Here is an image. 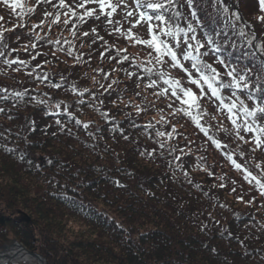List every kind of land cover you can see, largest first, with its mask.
<instances>
[{
	"label": "trees",
	"instance_id": "16d2710c",
	"mask_svg": "<svg viewBox=\"0 0 264 264\" xmlns=\"http://www.w3.org/2000/svg\"><path fill=\"white\" fill-rule=\"evenodd\" d=\"M254 1L258 8L260 0ZM13 2L0 0V89H7L0 91V215L4 204L16 203L46 222L40 234L23 230L15 237L48 264H264V196L226 159L232 154L264 180V147L253 151L250 133L241 132L248 143L238 140L214 98L201 101L209 113L202 123L222 143L220 149L175 112L179 104L170 93L156 95L160 66L148 63L150 50L114 31L131 27L134 18L126 20L123 10L112 17L118 25L105 16L85 17L83 23L72 17L65 25L67 9L59 0H20L18 8ZM65 3L78 14L84 11L74 0ZM180 3V25L192 23L200 39L210 37L219 46L205 60L213 63L219 55L247 70L252 87L239 93L241 99L249 107L254 101L264 104L259 87L264 85V27L252 19L251 8L245 9L248 0H194L192 9L186 0ZM58 11L60 22L52 24ZM133 31L148 38L147 25ZM121 49L127 51L118 55ZM125 55L129 59L119 63ZM163 70L183 78L166 65ZM153 79L157 86L147 87ZM184 84L189 86L186 78ZM221 125L227 131H218ZM158 131L172 132V138L157 136ZM10 232L0 231V246L11 241Z\"/></svg>",
	"mask_w": 264,
	"mask_h": 264
},
{
	"label": "snow or ice",
	"instance_id": "6c2138e0",
	"mask_svg": "<svg viewBox=\"0 0 264 264\" xmlns=\"http://www.w3.org/2000/svg\"><path fill=\"white\" fill-rule=\"evenodd\" d=\"M40 0H37L39 3ZM44 2L51 3V0H44ZM135 5L133 10H129V5L125 3V0H79L76 3V7L83 9L82 14H78L73 7L65 3V0H59V7L61 9H67L63 13L65 19L63 23L65 25L69 24V20L72 17H76L77 21L80 23L85 22V17H93L99 19L100 16H105L107 18V23L109 24H119V21H114L112 17L117 12L118 9L124 10V18H134V20L129 21L131 27L127 30L126 33L122 32L121 27H115L114 31L121 33L126 40H129L133 44H142L150 51L148 56L152 59L148 60L149 64H153L154 67L160 66L156 71L158 79L162 82L161 91L155 93L158 96H163L170 93V98H174L178 102L179 107L175 109V112H180L184 116L188 117L191 122L197 127L205 136L211 141V143L217 148L222 147V143L217 140L215 137L209 135V129L202 123V120L205 116H208L209 113L202 107L201 101L204 99L215 100L218 102L216 104L217 112H223L226 114L227 119L232 125V132L235 134L238 140L248 143L249 141L245 140V137L241 135L243 133H250L252 135V143L254 144L255 151L264 147V123H260L261 120H264V104L255 103L249 107L245 104L244 100L241 99L239 93H242L245 90H248L252 85L249 81L250 73L245 69H240L237 66L231 64L230 62L223 59L221 56H215L213 63H209L205 60V57L211 54H215L219 51V46L215 45V41L210 37H205L203 40L197 35V28L193 26L192 23H187L186 27L181 26L179 21L183 18V13L180 11L182 4L180 0H132ZM218 3H222L223 0H217ZM3 3L9 4V0H3ZM94 4L95 8H89L87 5ZM187 7L189 9L194 8V0H186ZM13 8L20 7V0H14L11 4ZM260 9L264 12V0H260ZM35 9H29L30 12ZM98 10V14H97ZM225 12L228 11L227 8L224 9ZM71 14V15H69ZM51 13H45V16H49ZM190 15L193 18H196V12L191 11ZM235 20H239V14L233 13ZM61 13L58 11L55 14V17L52 20V24L60 22ZM258 20L264 22V16L257 17ZM43 23V21L41 22ZM147 25V39L140 38L134 31L139 25ZM23 26V25H21ZM33 27H36L34 25ZM75 27V24H73ZM92 32L95 33L96 29L93 28ZM73 36L76 35L75 32L72 33ZM84 36H88V32L83 33ZM240 36H244V28L241 27L239 31ZM38 40L39 36L36 37ZM254 35L252 39H254ZM102 39V37L100 38ZM3 41V33H0V42ZM59 41H57L58 43ZM95 42V41H94ZM252 43V40L248 41ZM83 46V45H82ZM7 47V45H4ZM36 45L33 44L32 48H35ZM27 50V49H25ZM126 52L127 49L118 50L119 52ZM69 55H71V49H69ZM154 54V55H153ZM39 55V53H37ZM103 56V53H101ZM0 56H3V52H0ZM32 59L35 60L36 56H32ZM128 56H123L121 60H118L119 63L128 60ZM79 60V57H77ZM5 64H19L22 66H27V61L24 60H5ZM214 64H219L224 71L221 72L217 69ZM167 66L169 69H179L183 73V78H175L170 75L169 72L164 71L163 67ZM189 65V66H186ZM19 71V68L16 69ZM146 71L149 73L153 72V68H147ZM28 75L31 77L32 73L29 72ZM131 77L133 73H128ZM107 78V76H105ZM186 78L187 84L185 86L184 79ZM46 79V77H45ZM115 83V81H114ZM166 85L167 87H163ZM54 88H60L59 84H52ZM157 86V80L153 79L147 85L149 88H155ZM103 87V85H101ZM264 88V85L259 86ZM108 89H111V84L108 85ZM108 89H105L107 91ZM0 91H7V89H0ZM73 92L76 91V88L73 87ZM225 92H229V95H225ZM17 97H23L25 93L16 92L14 93ZM82 95V93H81ZM139 95V93H137ZM249 100H253L251 94L248 95ZM39 103H46L45 101H38ZM56 107H60L59 104ZM173 104H169V108H172ZM138 112L141 110L137 106ZM3 109H0L2 112ZM67 112V109H64ZM172 113L173 115L175 114ZM11 118V117H10ZM163 119V118H162ZM211 119L215 120L216 117L212 116ZM57 124H60V121H56ZM77 124H80L81 121L77 120ZM84 128L88 127V124H83ZM151 127V125H149ZM218 131L224 132L227 131L221 125ZM175 132V128H173ZM157 136H169L172 138V132H157ZM226 147V145H224ZM161 148L164 147V144L160 145ZM175 149H173L174 151ZM11 151V149H9ZM183 151V150H181ZM152 155V153H148ZM241 156L243 153L240 154ZM179 159V157H177ZM226 159L231 162L233 167L237 170H242L244 172V179L249 183L255 182V186L260 191V194L264 196V180L260 177L253 175L252 172L248 171L246 168H242L240 163H237L233 159L232 154H226ZM256 167L259 169L260 164H257ZM212 175V173H209ZM261 177H264V172H261ZM223 179V177H221ZM119 185V182H117ZM223 187V185H220ZM235 191V189H233ZM242 199V197H238Z\"/></svg>",
	"mask_w": 264,
	"mask_h": 264
},
{
	"label": "rangeland",
	"instance_id": "374dc122",
	"mask_svg": "<svg viewBox=\"0 0 264 264\" xmlns=\"http://www.w3.org/2000/svg\"><path fill=\"white\" fill-rule=\"evenodd\" d=\"M125 3L129 5V10H133L135 5L133 4L132 0H125ZM249 5L246 4L245 9H250L251 8V13H253V20L258 23V25H262L264 27V22H261L260 20L257 19L259 16H264V12L261 11L260 5L257 8L256 7V1L254 0H248ZM120 11L123 10L122 8L119 9ZM124 11V10H123ZM141 29H146V24L140 25ZM172 73L182 77V72L179 71L178 69H172ZM39 156V154H38ZM39 163H41L42 157L37 158ZM16 203L13 204V206L4 204V209L5 212L4 214L0 215V231H7L10 232V237L11 241L7 243L6 245L0 246V251H4L5 249H10V248H21L22 252L25 250L28 252H34L32 250H28L25 246L24 243L20 242L16 237H15V232L26 231V235L29 233L33 235L40 234V229L43 228L44 224L46 222L38 221L36 217V212L34 215H31L27 209L18 207L15 205ZM34 204V203H33ZM31 202H29L28 205L30 207L33 205ZM18 207V208H15ZM7 208V209H6ZM32 226V228H31ZM17 227V229H16ZM40 228V229H39ZM24 230V231H23ZM61 232H63L61 230ZM20 250V249H19ZM37 254V252H34ZM43 261L44 264H48V261L46 260L45 257L41 256L40 254H37ZM40 263V262H39ZM7 264H37V263H29V262H8ZM41 264V263H40Z\"/></svg>",
	"mask_w": 264,
	"mask_h": 264
},
{
	"label": "bare ground",
	"instance_id": "6f19581e",
	"mask_svg": "<svg viewBox=\"0 0 264 264\" xmlns=\"http://www.w3.org/2000/svg\"><path fill=\"white\" fill-rule=\"evenodd\" d=\"M22 261L40 264L37 260L31 258L28 254L22 252L18 248H10L0 251V264Z\"/></svg>",
	"mask_w": 264,
	"mask_h": 264
},
{
	"label": "water",
	"instance_id": "95a60500",
	"mask_svg": "<svg viewBox=\"0 0 264 264\" xmlns=\"http://www.w3.org/2000/svg\"><path fill=\"white\" fill-rule=\"evenodd\" d=\"M19 249L22 250L21 248H19ZM24 252L26 254H28L31 258H33V259L37 260L38 262H40L41 264H44V261L36 253H34V252H28L26 250Z\"/></svg>",
	"mask_w": 264,
	"mask_h": 264
}]
</instances>
